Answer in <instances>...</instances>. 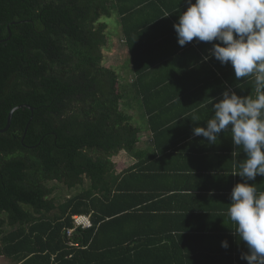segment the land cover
I'll use <instances>...</instances> for the list:
<instances>
[{"label": "trees", "instance_id": "obj_1", "mask_svg": "<svg viewBox=\"0 0 264 264\" xmlns=\"http://www.w3.org/2000/svg\"><path fill=\"white\" fill-rule=\"evenodd\" d=\"M187 7L184 0H0V40H7L0 43V129L13 108H34L16 110L0 133V259L247 264L240 257L248 249L230 219L211 231L155 226L161 219L134 212L143 203L139 188L131 189L137 173L115 171V156L137 154L131 102L141 103L157 137L177 121L212 118L226 89L255 97L254 77L237 81L231 64L211 57V43L178 44L173 25ZM113 16L132 82L103 64V19ZM74 215L89 216L92 227L67 238Z\"/></svg>", "mask_w": 264, "mask_h": 264}, {"label": "clouds", "instance_id": "obj_2", "mask_svg": "<svg viewBox=\"0 0 264 264\" xmlns=\"http://www.w3.org/2000/svg\"><path fill=\"white\" fill-rule=\"evenodd\" d=\"M184 2L188 7L173 25L178 44L183 47L194 39L211 43V57L221 65L231 64L237 81L254 77V98L226 89L214 103V115L206 126L192 131L210 145L216 144L222 132L230 131L233 145L242 148L246 159L238 163L233 175L243 182L231 189L227 216L248 249L240 258L247 264H264V193L257 195L255 183H249L264 177V0ZM199 120V116L192 117L193 122ZM221 246L227 249L228 241Z\"/></svg>", "mask_w": 264, "mask_h": 264}, {"label": "crops", "instance_id": "obj_3", "mask_svg": "<svg viewBox=\"0 0 264 264\" xmlns=\"http://www.w3.org/2000/svg\"><path fill=\"white\" fill-rule=\"evenodd\" d=\"M126 51L128 54L127 48ZM129 78L132 82L133 71ZM167 111L165 118L182 108ZM130 112L132 123L139 128L137 154L122 152L114 161L116 173L128 168L132 175L137 173L131 178V189L139 188L143 203L134 212L161 219L155 226L178 227L179 231L191 227L196 232L211 231L218 225H226L229 218L221 220V217L227 216L231 189L243 182L233 175L238 163L246 159L242 148L235 147L228 134L219 136L215 145L208 144L204 137L194 136V127L206 126L209 118L206 114L196 115L200 120L195 122L192 118L177 121L172 129H167L168 135L164 132L156 137L141 103L131 102ZM249 183H255L257 195L264 193V177L257 176ZM231 232L235 233V226Z\"/></svg>", "mask_w": 264, "mask_h": 264}, {"label": "rangeland", "instance_id": "obj_4", "mask_svg": "<svg viewBox=\"0 0 264 264\" xmlns=\"http://www.w3.org/2000/svg\"><path fill=\"white\" fill-rule=\"evenodd\" d=\"M108 24V41L106 47L103 49L104 51V62L105 66L111 67L120 73V78L123 80L122 82H130V73L132 72L130 66L129 55L127 54L126 47L122 42L121 28L118 23V19L116 16L111 18H104ZM130 112V109L128 111ZM8 262L5 259H0V264H7Z\"/></svg>", "mask_w": 264, "mask_h": 264}, {"label": "built area", "instance_id": "obj_5", "mask_svg": "<svg viewBox=\"0 0 264 264\" xmlns=\"http://www.w3.org/2000/svg\"><path fill=\"white\" fill-rule=\"evenodd\" d=\"M74 220V228L67 230L65 233L67 235V238H71L76 229L81 228V229H87L92 227V222L89 216H84V215H74L73 216ZM68 246L72 248H78V244L74 243L73 241L68 242Z\"/></svg>", "mask_w": 264, "mask_h": 264}, {"label": "water", "instance_id": "obj_6", "mask_svg": "<svg viewBox=\"0 0 264 264\" xmlns=\"http://www.w3.org/2000/svg\"><path fill=\"white\" fill-rule=\"evenodd\" d=\"M9 33H10V30H9ZM5 41H7V40H0V43L5 42ZM21 108H27V109L31 110L32 112L34 110V108H32L30 105H22V106H18V107L13 108L7 117V124H6L5 128L0 129V133L6 132L10 128L14 112L18 109H21Z\"/></svg>", "mask_w": 264, "mask_h": 264}]
</instances>
